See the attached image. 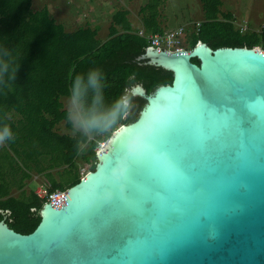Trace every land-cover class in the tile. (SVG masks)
Instances as JSON below:
<instances>
[{
  "label": "water",
  "instance_id": "water-1",
  "mask_svg": "<svg viewBox=\"0 0 264 264\" xmlns=\"http://www.w3.org/2000/svg\"><path fill=\"white\" fill-rule=\"evenodd\" d=\"M140 59L172 82L131 87L145 101L136 119L43 204L33 231L0 221V264H264V51L199 41ZM146 127L143 150L126 157Z\"/></svg>",
  "mask_w": 264,
  "mask_h": 264
},
{
  "label": "trees",
  "instance_id": "trees-1",
  "mask_svg": "<svg viewBox=\"0 0 264 264\" xmlns=\"http://www.w3.org/2000/svg\"><path fill=\"white\" fill-rule=\"evenodd\" d=\"M200 2L203 18L198 30L188 34L190 50L200 41L212 49L259 47L264 51V28L242 33L233 14L220 10L221 0ZM31 4L32 0H0V49L10 50L6 59L11 68L19 67L14 81L7 76L0 80V127L8 124L13 134V139L0 146V221L23 234L38 225L39 210L46 203L34 190L26 191L32 172L46 176L48 191L65 190L82 177L77 159L89 163L87 171L93 170L99 142L112 133L91 137L74 131L61 98H70L75 78L101 69L107 102L129 95L133 108L121 124L135 120L145 102L130 93L131 87L140 84L150 93L173 78L170 70L140 59L150 45L147 35L164 30L159 21L161 0L140 6L143 35L132 26L129 11L118 9L103 41L97 28L67 30L47 7L33 10ZM191 61L199 63L195 57ZM61 122L73 133L60 132L57 125ZM13 188L19 190L18 195H12Z\"/></svg>",
  "mask_w": 264,
  "mask_h": 264
},
{
  "label": "rangeland",
  "instance_id": "rangeland-1",
  "mask_svg": "<svg viewBox=\"0 0 264 264\" xmlns=\"http://www.w3.org/2000/svg\"><path fill=\"white\" fill-rule=\"evenodd\" d=\"M87 1L85 3L81 0H32V6L39 8L43 5L50 8L52 16L58 22H62L67 30H74L78 26L87 25L97 28L98 38L101 41L107 38L112 14L118 9L128 10V18L132 22V26L143 30L139 8L148 0ZM221 2L220 10L230 11L233 14L234 24L238 29V23L246 20V30L242 33L260 31L264 28V0H221ZM202 18L200 0H161L159 21L165 30L184 25L188 29L187 32H190L193 22L201 21ZM184 45H187V36ZM189 47L187 46V50H190ZM61 100L63 107L68 110L70 98L62 97ZM57 129L60 132L73 133L65 127L63 122L57 125ZM4 144H0V146ZM77 166L82 176L89 169V163H85L81 158L77 159ZM52 175L55 179H59L58 172L53 171ZM31 176L25 186L26 191L35 190L40 185L49 186L45 175L32 172ZM11 193L16 196L19 194V190L13 188Z\"/></svg>",
  "mask_w": 264,
  "mask_h": 264
},
{
  "label": "clouds",
  "instance_id": "clouds-1",
  "mask_svg": "<svg viewBox=\"0 0 264 264\" xmlns=\"http://www.w3.org/2000/svg\"><path fill=\"white\" fill-rule=\"evenodd\" d=\"M10 50L0 49V80L7 76L16 79L19 67L11 68L7 57ZM11 69V71H10ZM133 108L132 98L123 94L111 102L104 96V78L101 69H92L87 76L79 75L75 78L67 112V120L74 131H80L86 136H102L115 130L122 121H125ZM150 128H143L134 132L126 145V157H131L143 150L145 141L150 135ZM13 139V134L8 124L0 127V144ZM123 169H117L114 175L122 174Z\"/></svg>",
  "mask_w": 264,
  "mask_h": 264
},
{
  "label": "built area",
  "instance_id": "built-area-1",
  "mask_svg": "<svg viewBox=\"0 0 264 264\" xmlns=\"http://www.w3.org/2000/svg\"><path fill=\"white\" fill-rule=\"evenodd\" d=\"M200 21H194L191 25V31H197ZM239 24V31L243 32L246 30V20L242 21ZM164 29V28H163ZM187 28L184 25L177 26L173 29H164L162 33H154L148 34L147 38L150 41V45L148 47H160L165 49L168 52H176V51H189L187 50L188 45H184L186 41V36L190 32H187ZM138 33L143 35V30H139ZM105 141L99 142L98 149H100L104 145ZM100 147V148H99ZM65 190L55 189L53 191H48L46 185H40L38 188L34 190L35 194L40 197L46 199V202H50L56 197L63 194Z\"/></svg>",
  "mask_w": 264,
  "mask_h": 264
},
{
  "label": "crops",
  "instance_id": "crops-1",
  "mask_svg": "<svg viewBox=\"0 0 264 264\" xmlns=\"http://www.w3.org/2000/svg\"><path fill=\"white\" fill-rule=\"evenodd\" d=\"M81 1H83V2H85V3L88 2L87 0H81ZM83 2H82V3H83ZM85 3H83V4H85ZM42 6H43V5H41L39 8H34V7L32 6V4H31V7H32L33 10L40 9ZM43 7H45V6H43ZM47 9H48V11H49V14L52 16L50 8L47 7ZM52 17H53V16H52ZM53 18H54V17H53ZM54 19H55V18H54ZM55 20H56V19H55ZM56 22H58V21L56 20ZM59 22H60V21H59ZM59 22H58V23H59ZM61 23H62V22H61ZM90 24H91V23H90ZM63 25H64V24H63ZM1 146H2V145H1ZM48 183H49V182H48ZM12 195H13V194H12Z\"/></svg>",
  "mask_w": 264,
  "mask_h": 264
},
{
  "label": "bare ground",
  "instance_id": "bare-ground-1",
  "mask_svg": "<svg viewBox=\"0 0 264 264\" xmlns=\"http://www.w3.org/2000/svg\"><path fill=\"white\" fill-rule=\"evenodd\" d=\"M260 49V48H259ZM262 50V49H261Z\"/></svg>",
  "mask_w": 264,
  "mask_h": 264
}]
</instances>
